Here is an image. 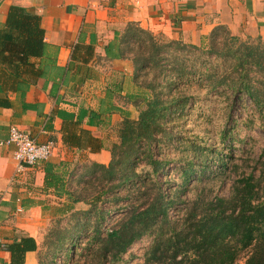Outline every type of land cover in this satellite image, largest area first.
Wrapping results in <instances>:
<instances>
[{
    "label": "trees",
    "instance_id": "1",
    "mask_svg": "<svg viewBox=\"0 0 264 264\" xmlns=\"http://www.w3.org/2000/svg\"><path fill=\"white\" fill-rule=\"evenodd\" d=\"M43 35L38 14L10 6L0 30V65L7 71L1 72L0 105L8 106L9 92L24 94L41 75L31 58L42 55ZM207 40L198 46L136 22L124 26L117 45L119 55L132 63L134 92L120 95V80L114 90L137 114L111 123L89 112L103 136L84 128L72 131L82 114L63 120L65 145L104 149L108 161L85 162L79 172L76 166L67 172L66 203L53 210L41 243L16 231L12 242L0 244L11 264H25L27 251H36L37 264H69L72 254L84 264H121L145 237L150 243L136 264H234L246 249L243 264H264V147L252 158L258 175L245 171L249 159L233 158L242 126L260 121L264 128V39L233 35L219 25ZM196 86L230 101L213 137L184 128L198 103L188 89ZM241 100L250 112H235ZM230 175L229 194L213 193L214 184ZM114 212L118 219L104 230ZM78 263L76 258L73 264Z\"/></svg>",
    "mask_w": 264,
    "mask_h": 264
},
{
    "label": "crops",
    "instance_id": "2",
    "mask_svg": "<svg viewBox=\"0 0 264 264\" xmlns=\"http://www.w3.org/2000/svg\"><path fill=\"white\" fill-rule=\"evenodd\" d=\"M11 5L39 15L44 47L40 57L31 58L41 75L24 94L9 92L8 106L0 105V141L16 127L38 142L53 139L56 147L46 161L19 172L15 145H0V244L12 242L16 231L40 244L42 225L66 203L67 172L74 166L79 172L85 162L108 161L104 149L65 145L63 120L82 114L81 124L72 131L79 134L84 128L103 136L102 125L98 128L89 112L100 113L111 123L137 114L114 90L120 80V95L134 92L132 63L119 55L117 45L128 22L198 46H205L219 25L233 35L264 39V0H0V30ZM2 69L7 72L0 65V81ZM4 95L0 90V98ZM46 170L58 176L47 175ZM59 193L63 195L58 197ZM0 264H11L9 252L1 248ZM25 264H37L36 251L25 253Z\"/></svg>",
    "mask_w": 264,
    "mask_h": 264
},
{
    "label": "rangeland",
    "instance_id": "3",
    "mask_svg": "<svg viewBox=\"0 0 264 264\" xmlns=\"http://www.w3.org/2000/svg\"><path fill=\"white\" fill-rule=\"evenodd\" d=\"M188 93L193 94L194 97L197 98L198 103L196 108L192 111L186 120L184 128L188 130V133L191 134H200L206 137L215 136V131L222 126L224 121V109L223 106L228 102L227 97L224 95L215 94L214 92L206 94L203 90L198 89V87H191L188 89ZM206 94V96H205ZM231 100V99H230ZM230 102V101H229ZM228 102V103H229ZM247 104L246 100H241L238 102L236 106L235 112H250L245 111L244 108ZM133 113V112H132ZM209 114V116H207ZM260 121H256L251 126H242L239 129V141H236L234 147V160L241 162L244 159H249V164H246L244 167L245 171L248 172L250 170H254L255 174H259V168L253 169L254 161L252 158H256L260 153L262 147H264V128L260 126ZM220 147V146H219ZM166 153L171 155L170 150H166ZM174 154V153H173ZM245 163V162H244ZM79 169V168H78ZM234 176L230 175V177H226L223 180H218L217 183H213V193L218 195H228L231 187V182ZM195 189H193L190 193H187L188 197H192L194 195ZM192 194V195H191ZM104 208L110 209V204L105 203L103 205ZM53 213H51L52 215ZM54 217V216H52ZM46 220L45 224L42 225V232L44 234L45 228L52 218ZM119 217V212L111 213L108 221L103 225L104 230L110 228L115 220ZM86 242V239L83 238L82 241H79L81 244L80 249H83V246ZM150 243V237H145L135 244L129 249V251L124 255V262L121 264H136L142 261V255L145 251V248ZM44 250V249H43ZM84 251V250H83ZM248 252V249L241 252L238 256L237 260L234 264H243L245 256ZM79 259L78 264H84L83 258L79 257V255L72 254L71 260L69 264H73L75 259ZM61 258L58 257L57 260Z\"/></svg>",
    "mask_w": 264,
    "mask_h": 264
},
{
    "label": "built area",
    "instance_id": "4",
    "mask_svg": "<svg viewBox=\"0 0 264 264\" xmlns=\"http://www.w3.org/2000/svg\"><path fill=\"white\" fill-rule=\"evenodd\" d=\"M13 143L15 150L13 158L16 170L22 172L27 167L37 162L46 161L54 153L56 143L51 139L38 142L34 137L26 132L20 131L16 127H11L8 137L0 141V145Z\"/></svg>",
    "mask_w": 264,
    "mask_h": 264
}]
</instances>
